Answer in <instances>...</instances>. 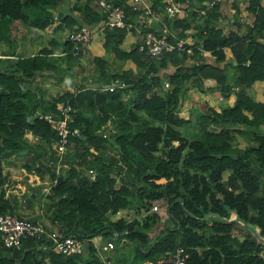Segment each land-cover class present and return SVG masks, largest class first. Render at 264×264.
<instances>
[{
    "label": "trees",
    "instance_id": "16d2710c",
    "mask_svg": "<svg viewBox=\"0 0 264 264\" xmlns=\"http://www.w3.org/2000/svg\"><path fill=\"white\" fill-rule=\"evenodd\" d=\"M202 1L192 0V5ZM61 2L67 0H0V45L12 49L18 26L41 29L54 16L58 21L53 30L66 33L106 20V11L91 0L57 9ZM219 4L212 5L216 15L190 9L173 20L178 36L194 28L189 55L171 49L156 61L147 59L138 49L142 34L134 22L128 49L121 47L126 29L105 26L100 54H89L88 45L84 52L71 53L73 44L65 34L61 56L50 59V49L44 46L36 53L5 58L10 61L0 68V213L23 217L12 208L14 198L4 193L1 168L6 156L29 153L22 167L39 176L29 187L40 190L45 170L49 187L36 193L27 189L26 201L35 202L46 219H56L83 244L80 253H62L43 236L26 237L18 247L5 246L0 238V264H160L157 259L176 247L186 254L183 264H264V102L250 92L255 80H264V0H230L229 15ZM159 5V0H149L151 8L159 10ZM123 10L128 13L126 4ZM244 16L250 23L239 20ZM223 20L230 26L220 27ZM50 42L55 44L54 39ZM225 47L233 63L225 58ZM200 50L209 51L211 58ZM80 56L95 73L76 89L43 100L18 86L35 73L57 76L60 62L72 72ZM167 66L173 69L167 71ZM205 78L213 79L212 87L225 101L203 99L202 108L193 106L190 115L182 117L178 111L184 84L196 82L199 93L206 87ZM164 80L168 87H163ZM110 81L114 83L109 89L105 86ZM64 104L71 107L67 125L76 132L67 135L55 171L56 134L35 111L57 118L58 106ZM107 120L113 130L106 129L102 136L99 127ZM235 134L246 139L242 147H237ZM155 201L164 207L162 220L150 208ZM118 208L133 216L111 217ZM229 210L234 219H228ZM236 221L251 224L256 237L239 239L232 232ZM95 235L113 241L107 255L100 253L108 263L91 241Z\"/></svg>",
    "mask_w": 264,
    "mask_h": 264
},
{
    "label": "built area",
    "instance_id": "2783aa9c",
    "mask_svg": "<svg viewBox=\"0 0 264 264\" xmlns=\"http://www.w3.org/2000/svg\"><path fill=\"white\" fill-rule=\"evenodd\" d=\"M124 1H127L130 10L133 11L132 15L134 16L135 21L140 26L138 30L136 29L142 34V40L138 44V49L147 59L156 61L160 59L163 52L171 49L184 51L186 55H189L192 52V42L187 36H177L173 26V20L175 18H179L180 15H183L182 13L186 8V5L182 3V0H159V11H161L166 17V21L160 22L159 29H154V27H152L146 19V17L149 16L158 20V10L152 9L149 6V0ZM216 1L218 0H210V3H214ZM97 2L107 14L106 20L98 25L101 30L105 26L124 27L126 29L130 27L131 22L125 21L122 7L119 4H111L109 0H97ZM199 11L203 13L204 10ZM183 31L188 32V29ZM66 35L73 44V51L71 53L74 54L77 50L84 52L85 47H87L88 42L92 37V32L90 27L81 25L75 30L67 31ZM200 53L204 55V57L206 56L204 50H200ZM162 85L163 87H168L169 83L167 80H164ZM111 86L112 85L110 84V86L107 85L105 87L110 89ZM58 108H60L61 116L57 118H54L50 113L35 112L37 117L44 118L49 123L50 127L55 131L56 140L52 143V148L57 155L56 167H58L61 162L59 161L60 154L67 141V135L76 132L74 128H69L67 125L68 122L72 120V117L69 114L71 111L70 105L64 104L63 106H58ZM104 124L105 125H101L99 127V132H101L102 136L106 134V129L113 130V127L108 120ZM35 138L36 135L33 136V139ZM173 143H176V140H174ZM87 171L91 175V169H87ZM47 187L48 185H43L41 189L46 191ZM158 206L159 204L155 203V205H151V208L157 209ZM42 236L46 240L51 241V247L59 252L80 253L82 250L83 243L81 239L66 232L56 219H51V221L45 217L29 219L19 217L10 212L0 213V238L3 245L18 247L20 241L26 237L38 239ZM112 246L113 244L111 240H106L100 245L94 244L97 253L105 263H108V258L100 253L112 248ZM185 257L186 254L184 253L182 247H176L173 251H168L166 254L161 255L157 259V263L183 264Z\"/></svg>",
    "mask_w": 264,
    "mask_h": 264
},
{
    "label": "crops",
    "instance_id": "0c3cea01",
    "mask_svg": "<svg viewBox=\"0 0 264 264\" xmlns=\"http://www.w3.org/2000/svg\"><path fill=\"white\" fill-rule=\"evenodd\" d=\"M74 1H76V0H67L66 3H62V2L58 3L59 6H58L57 9H60V8L61 9H65V8H67V6H68V8H70L71 5H73V3H75ZM91 1H92L94 6H96L98 8H101L100 5L98 4L97 0H91ZM109 1L111 2V4H119L122 7V10H123V4L124 5L126 4V6L128 7L129 10H128L127 14H125V11L123 10L124 17H126L129 14V20L128 21L131 22V25L134 22H136L135 19H134V16L132 15L133 11L130 10L127 1H124V0H116V2H114L113 0H109ZM217 2L220 3L219 5L221 6L222 13H224L225 15H229L230 11L228 10V7H229L230 0H224L222 3L219 0L214 2V3H210V0H203L202 2H199L196 5H192V0H182V3H184V5H186V8L184 9V12L182 13L183 15H180L181 17L179 16V18H183L185 15H187V12L190 9H191V11L192 10H197V14H199V15L203 14L199 10L210 11L212 15H216V14H218V11L213 10L212 5L217 4ZM152 9H154V8H152ZM159 10H158V15H157L158 20H156L155 18L149 17V16L146 17V19L148 20L149 24L152 27H154V29H159L160 22L161 21H166V17ZM54 17L55 18L51 21V23H49L48 25H46L45 27H43L41 29H38V28H35V27L18 26V28L16 30L17 31L16 35H15L16 42H15V45L13 46V48L11 49L8 46H6V48H5V46L0 47L1 48L0 52H4L3 54L0 53V60H1L0 61V68H5L7 66V63H8L9 59H15L16 57H18L20 55L36 53L39 50L40 47H44V46L48 47L50 49V53L48 55L50 59H51V57H57V55L61 56V54L64 53V48H63V45H62V41L64 40V37H65V34H66V30H64V29L63 30H57V31L53 30L55 24L58 21L56 16H54ZM217 20H219V19H217ZM239 20H241L242 23H246V21L249 20V18L244 16V17H240ZM128 21H126V22H128ZM217 23H218V21H217ZM219 26L220 27L222 26L225 29V28L229 27L230 25H229V23L226 22V20L225 21L223 20V21L220 22ZM138 28H140L139 24H138V27H136V29L138 30ZM124 29H126V28H124ZM185 29H188V32H184L183 31L185 34L182 35V36H187L188 39L192 42V45H193V39L190 36V32L194 31V28L193 27H187ZM185 29H183V30H185ZM90 30H91L92 34L95 33L96 31H100L102 33V30L98 27V25L90 27ZM174 30H175V34L178 36V34H177L178 27L174 26ZM24 33L26 34L25 37L22 36ZM52 39L55 40V44H52L50 42ZM101 40H102V37H101ZM133 40H134V34L132 33V31L129 30V28H127L126 32H125V35L123 37L122 43H121V45L124 44V46H125L123 49H128L130 47V44H131V42ZM223 51H224L225 58H227L228 63H233V57H232L229 49L227 47H225V48H223ZM5 52H7V53H5ZM100 53H102V47H101L100 51L95 53V54H100ZM5 58H9V59H5ZM59 64H60L59 65L60 68H63V69L66 66V65H64L63 62H60ZM225 67H226V70H227L228 73L232 72L230 64H226ZM172 69H173L172 66H167V68L165 70L171 71ZM39 78H41V79L39 80ZM52 78L54 80H58V83H60V81H61V79H59L58 77H56V76L50 77V75H48V74L43 76V75H38L37 73H35L33 75V77L31 78L32 80H35V83L33 84V88L35 89V91L40 90L39 85H42V89L40 90L41 91V93H40L41 96L40 97L43 100H46V98H44V92L46 93V91H47V88H46V90L44 89L43 81L46 80V84L48 85V83L53 80ZM66 79H69V78H66ZM38 81H40V83H37ZM202 81H203V86L204 87L205 86L207 87V85H209L208 87L211 86V88H213L212 87V83H213V79L212 78H206V79H203ZM254 82H256L255 85H254ZM254 82L251 84V87H252L251 94H253L254 98L264 102V80H255ZM196 85H197L196 82H194L193 84H189V83L186 82V84H184L185 93L182 95V103L184 101H186L187 104H186V106H184V108H182V113L185 112V111H183V109H187L188 110V113H187V115H185V117H187L189 115V111H190L189 109L191 107H193V106H195L197 108L201 107L200 106L202 104L201 101L204 98H207V97L204 96V93H203V92H205V90H202L201 92L198 93V91L196 90ZM18 86L21 89L23 88V84L19 83ZM56 93H58V92L56 91L55 94ZM35 96L38 97L36 94H35ZM218 96H220L219 93H214V95H213L214 98L216 97V99L221 100L220 97H222V96H220V97H218ZM192 101H195V102H192ZM223 101H225L224 98H223ZM208 103H211V102H208ZM212 103H216V102H212ZM27 138H29V137H27ZM32 140H34V139L32 138ZM10 156H12V155H10ZM10 156H6L4 158L5 161H3L4 159H2V161L8 164L9 161H7V159ZM56 170H57V167H55V171ZM46 176L48 177V175H46ZM47 177L45 179V177L42 176V182H40L42 185H46V182L44 180H48ZM28 178H29V181H27ZM6 179H7V177H6ZM20 180L22 181V183H24L23 185L25 187L26 186L25 184H28V186L36 184L39 181V176H38V174L34 175L32 172H30V171L28 172V171L25 170V173H24L23 176H21ZM5 182H4V184H6ZM26 190L27 189L23 188V190L20 192L19 197H17V195H9V193H7V192H5V195H9V196L14 198V203L15 204H14V206L12 208H13L14 211H17V213H19L21 216L23 215V211H24V210H21V206L24 203L26 205V207L27 206L29 207L26 212H30V215H31L30 217H32V216H36L37 217L38 215L42 214L41 210H40V208H38V206L35 204V202L32 201L31 204H29L26 201V198L23 195V193ZM30 191H34V193L39 192L38 191V187H35V189H33V187H32V188H30ZM42 201H44V199H42ZM33 207H36V210L34 211V213L30 210V209H33ZM110 216L111 217H115V218L121 217V218H124L126 220V219L131 218L133 216V214H132L131 211H129V210L125 209V208H119V210L116 213H112ZM23 217H27V216H23ZM228 219H234V212L233 211H231V212L229 211L228 212ZM232 228L234 229L233 233L238 234L239 239H241L243 237H245V239H247L249 237V235H250L249 231H251V230L252 231H256L255 228L252 227V225L250 226V224L248 225L247 223H243V222H240V221H236ZM91 241L93 243H95V244H103L105 242V241L101 240L100 238H99L98 241H94L93 237H91Z\"/></svg>",
    "mask_w": 264,
    "mask_h": 264
},
{
    "label": "rangeland",
    "instance_id": "374dc122",
    "mask_svg": "<svg viewBox=\"0 0 264 264\" xmlns=\"http://www.w3.org/2000/svg\"><path fill=\"white\" fill-rule=\"evenodd\" d=\"M263 2V1H262ZM23 37L26 36V34L24 33L22 35ZM101 37H102V33L100 31H96L95 33L92 34V38L88 44V51H89V54H95L97 52L100 51L101 49ZM21 39V38H20ZM3 46V45H0V47ZM122 48H124V44L121 45ZM205 51V55L206 56H209L211 58V55L209 53V51L207 50H204ZM106 54V55H104ZM103 55L105 56V58L111 60V61H114V64L118 63L117 59L115 58H111L110 54L108 53H104ZM108 55V56H107ZM52 58H55V57H51ZM210 58H207L208 60ZM59 69L62 71V72H59L57 73V76L54 74V73H49L48 75H50V77H53V76H56L58 77L59 79H61L60 83H58V80H53L50 81L48 83V85L46 84V80L43 81V85H44V89L46 90L47 88V91L46 93L44 92V98L46 99H49L50 97L54 96L55 95V92H63L65 90H73V89H76L78 88L80 85L84 84L85 81H88V78L91 77L92 73H95V70L94 68L92 67V64L90 62L87 61V59L84 57V56H80L78 59H77V62L73 63L72 65V72H70V70L68 68H60ZM71 75V79H66V78H63L66 76ZM46 74H43V76H45ZM66 76V77H67ZM37 78V77H36ZM38 79V78H37ZM41 78H39L40 80ZM20 84H23V88L22 89H25V88H28L29 90L33 91L38 97H40V93H41V89H42V85H39V88L40 90L38 91H35V89L33 88V84L35 83V80H32V79H26V78H22L20 81H19ZM37 83H40V81H38ZM46 84V85H45ZM209 86V85H208ZM205 87L203 88V90H205L204 93V96L207 97V100L208 102H216L217 104H221L223 103V98L220 97L221 100L219 99H216V97L214 98L213 95L214 93H218V91L215 89V88H211V87ZM251 92V91H250ZM193 94V93H192ZM192 102H195V101H192ZM202 103V104H201ZM201 105H204L203 104V100L201 101ZM215 103V104H216ZM187 102L184 101L180 108H184V106H186ZM203 107V106H202ZM200 107V108H202ZM183 112L182 114H179L181 115L182 117H185V115H187L188 113V110L187 109H183ZM187 111V112H186ZM189 115H190V111H189ZM237 137H236V144H238L239 146L237 147H242L245 143H246V139L243 138L242 136L238 135V134H235ZM187 138H190V135H186ZM247 140H250V137L247 138ZM234 144V142H232V145ZM30 156H32L31 154L29 153H22V154H13L12 156H10L7 161V163L5 162H2V173L5 174V176L7 177V179L5 180L6 184H4L3 186V190H4V193L7 192L9 193V195H17V197H19L20 195V192L23 190V188L25 189H30L29 186H25L24 187V183H22V181L20 180L21 179V176L24 175L25 173V168H23V163L25 161H29L30 159ZM5 161V160H3ZM47 161H50V159H48ZM55 170V168H54ZM27 171V170H26ZM29 172V171H28ZM47 171L45 170L42 174H43V177H45L46 179V175H48L46 173ZM93 172H91V175H92ZM164 178H158L156 179V181H163ZM27 181H29V178L27 179ZM46 182V180H44ZM118 182H116L117 184ZM22 184V185H21ZM26 185V184H25ZM35 189V188H33ZM18 199V198H17ZM155 203H158L157 201H155ZM159 204V203H158ZM20 205V204H19ZM152 205V204H151ZM151 205H150V208H151ZM28 206L26 207V205L23 203L22 206H21V210H24L23 211V215L22 216H27V217H30V212H26L28 210ZM33 213L34 211L36 210V207H33V209H30ZM119 210V208L114 212L116 213L117 211ZM151 210H154L156 211L159 215H160V220L164 219L165 217V214H164V207L163 205H160L158 206L157 209H152ZM230 212L232 210H229ZM249 225V224H248ZM251 226V224H250ZM253 227V226H252ZM254 228V227H253ZM250 229V228H249ZM232 232H234V229H232ZM249 237L247 239H250L251 237H256V233L255 231H249ZM99 235H95L93 236V240L94 241H98L99 240ZM112 241V239H109ZM113 244V242H112ZM107 253H109V251H106V255Z\"/></svg>",
    "mask_w": 264,
    "mask_h": 264
},
{
    "label": "clouds",
    "instance_id": "9594fccd",
    "mask_svg": "<svg viewBox=\"0 0 264 264\" xmlns=\"http://www.w3.org/2000/svg\"><path fill=\"white\" fill-rule=\"evenodd\" d=\"M247 21H249V22H247ZM247 21H246V23H250V20H247ZM206 57H207V58H210L209 56H205V58H206ZM205 79H206V78H205ZM112 82L114 83V81H112ZM113 83H112V84L110 83V84L113 85ZM204 99H206V101H208L207 98H204ZM178 114H182V108H180V110L178 111ZM33 174L35 175V173H33ZM46 185H47V183H46ZM42 186H43V185H42ZM42 186H41V187H42ZM48 187H49V186H48ZM48 187H47V188H48ZM46 190H47V189H46ZM39 191H43V192H45V191L42 190L41 188H40ZM157 202H158V201H157ZM158 203H159V202H158ZM40 217H44L43 214L38 215V218H40ZM25 218H26V217H25ZM93 244H95V243H93ZM99 245H100V244H99ZM108 250H109V249H108ZM108 250H106V251H108ZM104 255H105V254H104ZM105 256H106V255H105Z\"/></svg>",
    "mask_w": 264,
    "mask_h": 264
},
{
    "label": "water",
    "instance_id": "95a60500",
    "mask_svg": "<svg viewBox=\"0 0 264 264\" xmlns=\"http://www.w3.org/2000/svg\"><path fill=\"white\" fill-rule=\"evenodd\" d=\"M110 83L112 84L113 82H112V81H110Z\"/></svg>",
    "mask_w": 264,
    "mask_h": 264
}]
</instances>
